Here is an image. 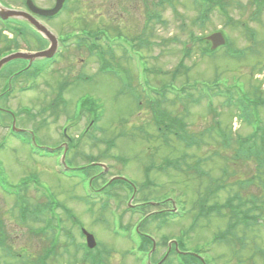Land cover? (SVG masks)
I'll return each mask as SVG.
<instances>
[{
    "label": "rangeland",
    "instance_id": "374dc122",
    "mask_svg": "<svg viewBox=\"0 0 264 264\" xmlns=\"http://www.w3.org/2000/svg\"><path fill=\"white\" fill-rule=\"evenodd\" d=\"M25 1L0 0V4L5 8L25 10ZM33 1L41 8H50L54 4V0ZM159 1L69 0L67 9L57 18L44 21L57 38L72 35L66 42L73 45L63 48L57 60L45 67L46 72L41 75L32 78V74H35L33 67L22 79H16L13 84L17 89L9 98L13 99L10 107L17 115H23L21 124L35 132L39 144L61 149L58 150L59 155L33 153L27 145L20 146L16 140L9 139L8 131L0 126V143L9 139L0 152L2 187L16 195L23 188V183H29L23 202L29 220V223L26 220L27 225L21 223L18 217L16 196H4L0 200V219L6 220L5 235L13 250L12 259H2L9 264H38V258L44 257H47L44 264H94L81 246L85 244V239L81 234L80 224L95 235L104 249L113 251L111 256H107L101 246L97 247L104 258V264H144L146 256L138 246L135 249V244L130 246L124 240L113 239L112 230L118 226L122 232L120 234L126 235V227L137 226L144 217L131 210H136L139 208L138 204L145 201L155 203L168 197L176 198L175 202L185 217L177 219V223L171 222L164 230L157 229L164 217H152L143 226L157 240L154 256L156 261L166 253L167 243L162 238L167 236L168 239L176 240L182 249L185 242L187 251L191 253L201 250L210 264H264V227L251 224L255 227L250 228L251 226L241 225L237 228V237H230L224 242L214 240L213 237L223 235L234 221L236 223L235 214L228 208L216 212L209 219L202 218L197 225L193 222L197 214L195 210L198 197L211 193V187L216 185L217 180L225 188L216 187V194L208 204L218 203V206H224L235 195L244 198L246 203L251 202L255 189H242L236 179L239 176H252L253 167L233 162L232 152L235 148L238 149V141L244 143L253 134L254 126L242 122L237 116L240 112L227 108L228 101L225 99H214L213 106L218 111V117L211 110V113L208 111L206 105L209 104L206 101L191 105L187 120L190 132L201 133L202 130L215 127L218 121L222 125L220 130L230 136L231 140L227 146L223 143L224 139H219L213 144L203 145L201 149L189 150L170 133L159 132L146 102L141 109L138 106V96L146 101L149 86L152 90L149 95L154 96L157 101L153 92L171 83L172 73L181 68L179 66L182 68L174 81L178 88L208 83L209 87L205 88L210 89V85L221 83L225 89L230 86L239 87L252 100L264 99V12L253 17L257 11L253 0H212V8L204 6L210 12L203 24L198 19L203 7L200 8L194 0H174L173 6L169 4L165 7ZM225 9L229 17L223 12ZM151 15L160 16L161 21L149 20ZM1 25L0 23V29ZM22 27L27 31L32 47L37 49L34 32L26 25ZM222 30L227 33L229 47L215 54L205 55L204 52L211 49V43L204 38ZM86 31H101L104 36L97 41L98 45L107 52L110 50L106 48H113L116 62H112L113 67L108 68L107 72L98 73L101 65L99 53L91 52L88 47L77 46ZM118 33L135 40V51L126 41L128 39L125 40L126 46L123 40L118 42ZM3 36L0 40V53L15 48L11 36ZM198 38L203 40H197ZM18 44V48L27 50L23 42ZM188 44H191L189 57L186 53ZM47 46L48 44L45 47ZM127 47L133 60L124 54ZM137 54L142 55L143 60L139 61L140 55ZM238 55L244 57L239 58ZM47 62L41 60L35 66H44ZM23 67L24 65L15 66L13 69L20 70ZM79 75L92 78L87 83ZM65 82L75 85L65 90V103L56 102L57 92ZM19 85H29L33 89L23 93L18 89ZM217 87L219 86L213 88ZM187 92L198 98L202 89L188 88ZM86 96L96 100L99 106V118L93 126L90 118L92 115L82 114L77 122L70 119L80 112ZM168 98L164 106L175 116L189 105L186 104L189 101L183 104L175 101L171 95ZM25 107L30 108L36 118L25 114ZM261 117L264 122V109L261 110ZM68 124L67 131L74 140L72 143L63 136V128ZM209 139L211 138L208 137L206 142L211 141ZM110 143L112 146H109ZM222 146L229 148L224 150ZM63 147H67L65 161L70 170L89 167V162L94 159L104 165L106 170L96 164V169L78 170L75 173L71 171V176L63 174L60 167ZM184 153L189 158L180 163L181 172H174V169L167 173L153 171L150 181L152 184L145 186L148 183L147 167L163 164L166 158L175 161ZM224 170H227L226 175ZM96 173H101L99 177H102L94 182L96 190L108 186L110 180L121 175L133 181L138 191L142 190L136 193L133 201H130L128 193L120 186L110 190L111 197H108L107 206L103 204V200L98 199L101 194L95 200L86 201V187L93 182L91 176ZM204 174L207 176L202 178ZM35 185H39L41 191L36 190ZM103 196L105 198V194ZM256 206H261V203ZM159 208L166 206L163 203L145 210L150 213ZM39 210V221H36L35 214ZM116 220L123 222L126 227L116 224ZM46 225H57L55 230H58L59 242L52 250L50 237L53 231ZM36 227L45 229L47 236L38 237L33 229ZM242 239L244 242L241 244ZM127 250L131 253L125 255L124 251ZM49 251L51 254L47 255ZM148 260L147 258L145 261L148 263ZM169 260L170 264H179L175 258ZM179 260L182 261V257Z\"/></svg>",
    "mask_w": 264,
    "mask_h": 264
},
{
    "label": "flooded vegetation",
    "instance_id": "af4514ba",
    "mask_svg": "<svg viewBox=\"0 0 264 264\" xmlns=\"http://www.w3.org/2000/svg\"><path fill=\"white\" fill-rule=\"evenodd\" d=\"M13 68L14 67H12L10 69L13 70ZM4 70H5V68H3L0 71V85H1L0 86V88H1V91H0V111L5 113V118L7 119L5 121H6L8 128L13 129V125L16 124V128L20 130V131H14L13 136L20 139V141H22V142H26L28 136H34L35 132L30 131L29 129H27L26 127H24L21 124L20 119H21V117H23V115H17V113H15L13 111V108L10 107V103L13 99H9L10 96L13 95L12 91L14 92V90L17 89L14 87L13 83H14L15 78H16L17 74L19 73V71L15 72L14 74H11V73H7L9 71V69H7L6 71H4ZM22 78L23 77L21 75H19L17 77V79H22ZM6 84H7L6 90L8 92L2 91V89H5ZM20 88H22L21 85L18 86V89H20ZM23 112L26 113V109H23ZM0 198H4L3 189L0 191ZM17 212H18V217L20 218V222L21 223L24 222L27 225L26 220L29 223L28 216L26 214H24L22 216V214H23L22 211H17ZM40 213H41L40 210H39V212L38 211L36 212V214H35L36 221H39V214ZM0 214H1V210H0ZM3 219L5 220V218H3ZM4 220L2 221V219H0V264H9V262L2 259V258L12 259L11 252L13 251L12 247L10 246L9 238L7 237V235H5ZM33 229H35V233L37 234L38 237H45V235L43 234V230H44L43 228L36 227ZM50 238L51 239L58 238L57 241H50L51 242L50 246H52L51 247V250H52V248H54L56 246V243L59 242V237L53 235ZM81 246L83 247V245H81ZM50 252L51 251H49V255L51 254ZM43 263H44V258H41V259L38 258V264H43Z\"/></svg>",
    "mask_w": 264,
    "mask_h": 264
},
{
    "label": "water",
    "instance_id": "95a60500",
    "mask_svg": "<svg viewBox=\"0 0 264 264\" xmlns=\"http://www.w3.org/2000/svg\"><path fill=\"white\" fill-rule=\"evenodd\" d=\"M64 1L65 0H58L56 7L51 9V10L40 9V8L36 7L34 5V3L30 0L27 1V6L30 9L32 14H36V15H40V16H44V17H52L55 14H57L59 12V10L62 8ZM32 14L26 13V12L14 11V10H3L0 8V15L5 19L21 18V19L27 20L32 26H34L36 28V30L39 33L43 34L44 36H46L47 38L50 39V41L53 44L52 48L46 52H42V53H38V54L17 53V54L11 55L9 57H6L5 59H3L0 62V69L4 64H6L12 60H15V59H29V60L33 61L37 58H48V57L53 56V54L57 48V42H56L55 36L47 29V27H45L39 21H37V19ZM211 40L214 42V47H218V46L225 43V40L223 39L221 34H216V35L212 36ZM88 237H92V236L88 235ZM88 241L91 242L90 238Z\"/></svg>",
    "mask_w": 264,
    "mask_h": 264
},
{
    "label": "trees",
    "instance_id": "16d2710c",
    "mask_svg": "<svg viewBox=\"0 0 264 264\" xmlns=\"http://www.w3.org/2000/svg\"><path fill=\"white\" fill-rule=\"evenodd\" d=\"M255 3H260L261 1H263V0H253ZM259 12H262V9H259ZM254 38V37H253ZM255 39V38H254ZM175 78L177 77V74L174 76ZM188 103V102H187ZM247 115V114H246ZM158 118H160V119H158L157 120V122H158V124H161V125H163L162 123H164V122H170V126L172 125V123H173V119H164V120H161V119H163V118H166V116H167V113H165V112H159L158 113ZM178 137H179V139H181V140H187V138H186V136L184 135V134H180V133H177L176 134ZM249 147H251L252 148V145H243V144H241V148L239 149V152H238V154H237V157H244V154H246V155H249V156H261V160H262V162H264V154L263 153H259V152H254L253 150H249V149H251V148H249ZM261 149L262 150H264V144L261 146ZM258 172H260L259 174H260V177H263L264 178V170H259ZM263 194L261 195V196H259V194H254V195H252L251 197H252V199H251V202L250 203H252V204H254L255 205V201H256V199H260V198H264V190H263V192H262ZM254 196V197H253ZM263 200V199H262ZM264 201V200H263ZM230 202H233V203H237L235 206H234V209H235V211L237 212V213H240L241 211H242V208L247 204L246 202H245V200L242 198V197H240L239 195H235L234 196V198H233V201H231V199H230ZM264 205V204H263ZM256 208V206H253L251 209H249V211H253L254 209ZM245 216V218L246 219H252V220H254L255 219V217H250L249 218V216L247 215V214H245L244 215Z\"/></svg>",
    "mask_w": 264,
    "mask_h": 264
}]
</instances>
